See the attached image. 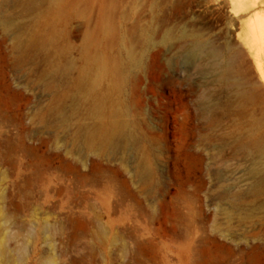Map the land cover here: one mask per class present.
Here are the masks:
<instances>
[{"label":"rangeland","instance_id":"1","mask_svg":"<svg viewBox=\"0 0 264 264\" xmlns=\"http://www.w3.org/2000/svg\"><path fill=\"white\" fill-rule=\"evenodd\" d=\"M254 260L264 0H0V264Z\"/></svg>","mask_w":264,"mask_h":264},{"label":"bare ground","instance_id":"2","mask_svg":"<svg viewBox=\"0 0 264 264\" xmlns=\"http://www.w3.org/2000/svg\"><path fill=\"white\" fill-rule=\"evenodd\" d=\"M197 38H198L197 35H192L191 40L193 39L192 41H193V45H194L195 49L201 50L202 45L204 43L201 45V43L197 40ZM210 53L212 55H215V56H217V54H218L217 51L214 49L211 50ZM236 63H237V57L235 55H230L229 57L224 59L222 65H221L222 66V76L224 77V79H226L228 81H233V82L238 79L241 72L237 69ZM251 264H258V262L254 260Z\"/></svg>","mask_w":264,"mask_h":264}]
</instances>
